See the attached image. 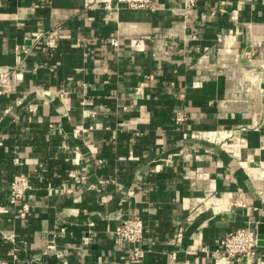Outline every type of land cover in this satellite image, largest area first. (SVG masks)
<instances>
[{"label":"crops","instance_id":"0c3cea01","mask_svg":"<svg viewBox=\"0 0 264 264\" xmlns=\"http://www.w3.org/2000/svg\"><path fill=\"white\" fill-rule=\"evenodd\" d=\"M86 2L0 0V65L20 73L0 93V259L17 243V264H239L219 248L264 220V0ZM58 25L55 47L37 38ZM20 172L28 218L9 204ZM133 214L139 260L113 233Z\"/></svg>","mask_w":264,"mask_h":264},{"label":"built area","instance_id":"2783aa9c","mask_svg":"<svg viewBox=\"0 0 264 264\" xmlns=\"http://www.w3.org/2000/svg\"><path fill=\"white\" fill-rule=\"evenodd\" d=\"M98 0H95V2ZM95 2H86V8L95 7ZM104 7L109 9L110 12L118 11L119 7L125 6L128 8H148L154 9V0H116V4L113 0H104ZM194 0H190L192 4ZM60 26H56L51 30L40 31L37 35L38 39H45L46 44L49 47L56 46V36ZM143 38H132L130 43L134 49L143 48ZM113 45L118 47L120 40L118 38L113 40ZM20 73L17 66L0 65V93L5 91H12L15 87ZM187 118L185 110L178 109L176 119L178 122H183ZM33 188V181L31 175L25 172L16 173L9 185V204L10 207L21 218H28L31 212V203L27 196L30 194ZM132 191H130L131 193ZM242 202H235L236 205ZM9 209H4L8 211ZM146 229V223L143 217L139 214H133L122 219L116 224L113 233L117 240L126 241L132 244L131 254L134 258L140 259L142 253L141 241L144 239ZM7 238L15 241V235H6ZM221 248L229 257L235 259L239 264L246 260L248 263L258 255V232L257 228L253 226H242L235 230L229 231L221 238ZM20 247L15 243L10 251L12 259L17 264L20 259ZM58 256L63 255L62 252L57 253ZM0 264H8L7 261L0 259ZM168 264H181L178 261L177 253L172 252L169 257Z\"/></svg>","mask_w":264,"mask_h":264},{"label":"water","instance_id":"95a60500","mask_svg":"<svg viewBox=\"0 0 264 264\" xmlns=\"http://www.w3.org/2000/svg\"><path fill=\"white\" fill-rule=\"evenodd\" d=\"M258 244L264 245V220L257 223Z\"/></svg>","mask_w":264,"mask_h":264},{"label":"rangeland","instance_id":"374dc122","mask_svg":"<svg viewBox=\"0 0 264 264\" xmlns=\"http://www.w3.org/2000/svg\"><path fill=\"white\" fill-rule=\"evenodd\" d=\"M261 185V184H260ZM264 186V182H262V185H261V187L262 188H264L263 187ZM239 198V196L236 198V200H234L235 202H243L244 200H243V197H240V199H238Z\"/></svg>","mask_w":264,"mask_h":264},{"label":"bare ground","instance_id":"6f19581e","mask_svg":"<svg viewBox=\"0 0 264 264\" xmlns=\"http://www.w3.org/2000/svg\"><path fill=\"white\" fill-rule=\"evenodd\" d=\"M222 58H224V57H222ZM225 64V63H224ZM253 77H254V75H253Z\"/></svg>","mask_w":264,"mask_h":264}]
</instances>
